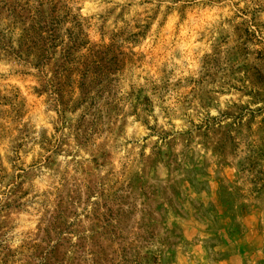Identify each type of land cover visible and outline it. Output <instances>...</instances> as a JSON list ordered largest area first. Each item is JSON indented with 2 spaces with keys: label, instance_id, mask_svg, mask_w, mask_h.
Returning a JSON list of instances; mask_svg holds the SVG:
<instances>
[{
  "label": "rangeland",
  "instance_id": "rangeland-1",
  "mask_svg": "<svg viewBox=\"0 0 264 264\" xmlns=\"http://www.w3.org/2000/svg\"><path fill=\"white\" fill-rule=\"evenodd\" d=\"M49 1L115 81L100 126L78 124L9 28L0 264H264V70L240 51L244 28L264 46V10L251 25L249 0Z\"/></svg>",
  "mask_w": 264,
  "mask_h": 264
},
{
  "label": "trees",
  "instance_id": "trees-1",
  "mask_svg": "<svg viewBox=\"0 0 264 264\" xmlns=\"http://www.w3.org/2000/svg\"><path fill=\"white\" fill-rule=\"evenodd\" d=\"M243 2L248 3L246 0ZM249 3L253 6L250 8L246 5L245 10L250 9L249 24L253 25L257 15L264 10V0H249ZM81 21L79 15L69 12L61 2L0 0V53L6 56L11 51L9 28L18 25L20 34L16 41V58L22 60L19 55L23 53L26 58L31 57L32 67L39 73L41 92L52 91L58 106L71 102L75 106L72 112L83 108L78 124L89 116L97 122L98 127L101 102L108 100L110 86L115 81V74L108 69L113 59L107 61L105 54L98 49L84 48L86 44ZM242 32L245 38L240 44V51L243 55L254 56V62L247 68L255 81H259L264 70V46L259 51L251 50V46L261 43L248 29L244 28ZM251 38L256 44L252 43ZM75 92L77 95L73 97ZM58 111V114L62 113Z\"/></svg>",
  "mask_w": 264,
  "mask_h": 264
}]
</instances>
